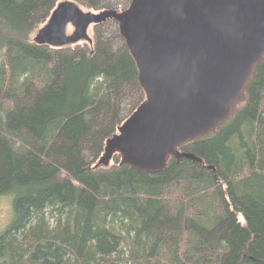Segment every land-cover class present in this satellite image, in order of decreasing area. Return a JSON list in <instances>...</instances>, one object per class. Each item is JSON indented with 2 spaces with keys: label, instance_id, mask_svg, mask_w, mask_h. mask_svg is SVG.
Segmentation results:
<instances>
[{
  "label": "trees",
  "instance_id": "16d2710c",
  "mask_svg": "<svg viewBox=\"0 0 264 264\" xmlns=\"http://www.w3.org/2000/svg\"><path fill=\"white\" fill-rule=\"evenodd\" d=\"M64 1L97 13L132 2L0 0V196L15 195L16 215L0 264H264V62L183 158L159 173L119 154L101 166L145 94L116 21L92 26V43L36 38Z\"/></svg>",
  "mask_w": 264,
  "mask_h": 264
},
{
  "label": "water",
  "instance_id": "95a60500",
  "mask_svg": "<svg viewBox=\"0 0 264 264\" xmlns=\"http://www.w3.org/2000/svg\"><path fill=\"white\" fill-rule=\"evenodd\" d=\"M108 21L119 25L145 100L107 141L101 166L119 154L122 166L159 173L169 157L183 158L180 147L219 130L243 104L264 62V0H132L121 13L61 3L40 35L62 45L72 24L69 42L92 43L87 31Z\"/></svg>",
  "mask_w": 264,
  "mask_h": 264
},
{
  "label": "rangeland",
  "instance_id": "374dc122",
  "mask_svg": "<svg viewBox=\"0 0 264 264\" xmlns=\"http://www.w3.org/2000/svg\"><path fill=\"white\" fill-rule=\"evenodd\" d=\"M63 3H71L69 1H64L62 2ZM72 4V3H71ZM73 5H75V7H78V9L82 10L84 13H87V12H90L91 10H88L86 8H82L80 7L78 4L76 3H73ZM94 13H97V12H94ZM74 15H72V13H70L68 15V17H73ZM48 25V23H47ZM46 25V26H47ZM45 26V27H46ZM41 28L39 29L40 33H42V30L45 28ZM63 27H61L62 29ZM90 30V29H89ZM89 30L87 31L89 33ZM38 31V32H39ZM65 33H66V37L65 36H62V37H59L60 40L62 41V43L65 45V46H71L70 44H73V42H69V40L67 38H71L73 35H74V31H75V28L73 27V25L71 24L70 26H66L65 28ZM37 32V36L36 38L38 37V35L40 33ZM50 39V37L48 38ZM84 39L80 40L81 42H84L83 41ZM79 42V43H81ZM14 200H15V195L14 194H9V195H5V196H0V237L5 234L7 231H9L11 229V227L13 226L14 222H15V219H16V215H15V208H14Z\"/></svg>",
  "mask_w": 264,
  "mask_h": 264
},
{
  "label": "flooded vegetation",
  "instance_id": "af4514ba",
  "mask_svg": "<svg viewBox=\"0 0 264 264\" xmlns=\"http://www.w3.org/2000/svg\"><path fill=\"white\" fill-rule=\"evenodd\" d=\"M68 26H70V25H68ZM76 31H77V29H75L74 32L76 33ZM43 32H45V31L43 30L42 33H43ZM75 33H74V34H75ZM42 35H43V34H42ZM50 36H53V33H51Z\"/></svg>",
  "mask_w": 264,
  "mask_h": 264
}]
</instances>
